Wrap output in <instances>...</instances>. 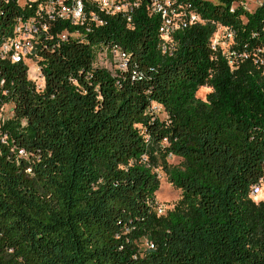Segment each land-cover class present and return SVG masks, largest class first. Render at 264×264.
Returning a JSON list of instances; mask_svg holds the SVG:
<instances>
[{
    "label": "trees",
    "instance_id": "1",
    "mask_svg": "<svg viewBox=\"0 0 264 264\" xmlns=\"http://www.w3.org/2000/svg\"><path fill=\"white\" fill-rule=\"evenodd\" d=\"M172 1L199 22L167 54L159 17L137 0L129 23L54 25L37 53L41 91L23 63L0 60V113L12 114L0 122V264H264V200L252 199L264 182V0L252 12ZM35 9L0 0V44ZM218 27L232 33L225 55L210 48ZM96 46L125 52V69L94 64ZM156 170L180 192L162 216Z\"/></svg>",
    "mask_w": 264,
    "mask_h": 264
},
{
    "label": "built area",
    "instance_id": "2",
    "mask_svg": "<svg viewBox=\"0 0 264 264\" xmlns=\"http://www.w3.org/2000/svg\"><path fill=\"white\" fill-rule=\"evenodd\" d=\"M14 2L19 8L35 4L36 9L29 18L17 21L11 34L3 39L0 44V60L10 64L23 63L24 65L26 60H32L36 65V77L34 81H30L34 84L37 91L43 89L40 69L37 65V53L42 48H46V40H53L51 30L54 25L66 22L71 26H76L89 32V24L96 28L102 25L100 15L106 17L121 16L129 23L132 9L138 5L137 0H14ZM21 2L24 4L21 5ZM86 3H93L96 6L98 15L86 14ZM173 5L172 0H146L148 12L158 16L160 20L158 28L160 41L158 47L161 54H167V52L171 51L173 47L172 38L175 33L179 32L186 24L199 22L198 18L192 14L185 17ZM220 29L224 32V45L228 50L233 38L232 33L222 28ZM217 34V31L212 34L210 48L213 51L220 50L225 55L226 52L221 50L220 44L222 41ZM55 37L57 38L56 46L67 41V37L64 34L55 35ZM71 38L82 41L77 32L71 35ZM105 48L111 54L115 69L117 71L124 70L127 54L117 47ZM259 64L261 74L264 76V58L260 60ZM152 111L157 113L158 109L153 107ZM0 122L2 123L3 120H0ZM19 155L22 156V152H19ZM259 191L260 186H254L252 195L258 194ZM155 212L157 216H162L165 209L162 206H156Z\"/></svg>",
    "mask_w": 264,
    "mask_h": 264
},
{
    "label": "rangeland",
    "instance_id": "3",
    "mask_svg": "<svg viewBox=\"0 0 264 264\" xmlns=\"http://www.w3.org/2000/svg\"><path fill=\"white\" fill-rule=\"evenodd\" d=\"M24 3L21 2V5H23ZM259 4L258 0H240V2L237 5L242 6L247 12H252L257 5ZM217 31V35L220 37L221 39V50L223 52L227 51V47L224 45V32H222V30L218 27L216 28ZM93 55H94V64H96L97 66H103L105 68H108L109 71L111 73H114V69H115V65L112 61L111 58V54L108 50H106L105 47L103 46H96L93 48ZM25 66L27 68V75L29 80L34 81L36 74H35V69H36V65L34 64V62L30 59L25 61ZM210 93V90L207 88H201L199 89L196 94L195 97L196 99L204 102L205 101V97L206 95ZM11 106L7 105L4 106L2 109V112L0 113V120H7L9 118H11ZM158 118L160 120L164 119V116L162 114L158 115ZM168 164L170 165H177L179 160L173 157H168L167 159ZM157 174V179L159 182V187L157 192L154 195V201L155 204L158 206H162L165 211L166 210H171L174 205L180 200V192L178 190H175L171 185H169L166 181V177L165 175L160 172V170H156L155 171ZM254 202H259L264 200V182L261 183L260 185V191L258 194L254 195V197L252 198Z\"/></svg>",
    "mask_w": 264,
    "mask_h": 264
}]
</instances>
